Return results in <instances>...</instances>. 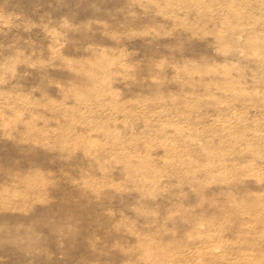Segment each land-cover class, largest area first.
I'll return each mask as SVG.
<instances>
[{
  "label": "rangeland",
  "instance_id": "obj_1",
  "mask_svg": "<svg viewBox=\"0 0 264 264\" xmlns=\"http://www.w3.org/2000/svg\"><path fill=\"white\" fill-rule=\"evenodd\" d=\"M0 264H264V0H0Z\"/></svg>",
  "mask_w": 264,
  "mask_h": 264
}]
</instances>
